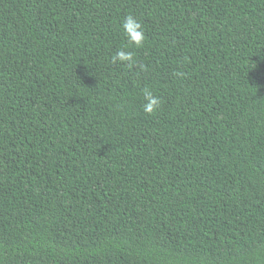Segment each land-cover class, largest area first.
<instances>
[{
	"label": "trees",
	"instance_id": "16d2710c",
	"mask_svg": "<svg viewBox=\"0 0 264 264\" xmlns=\"http://www.w3.org/2000/svg\"><path fill=\"white\" fill-rule=\"evenodd\" d=\"M0 264H264V0H0Z\"/></svg>",
	"mask_w": 264,
	"mask_h": 264
},
{
	"label": "clouds",
	"instance_id": "9594fccd",
	"mask_svg": "<svg viewBox=\"0 0 264 264\" xmlns=\"http://www.w3.org/2000/svg\"><path fill=\"white\" fill-rule=\"evenodd\" d=\"M123 34L128 41V45L139 48L143 46L145 41V31L140 19L135 15L128 14L121 22ZM126 63L128 67H132L136 63L134 54L128 47H123L117 50L113 57V62ZM145 103L143 104V111L152 114L157 111L162 103L160 97L156 96L150 89L143 90Z\"/></svg>",
	"mask_w": 264,
	"mask_h": 264
}]
</instances>
